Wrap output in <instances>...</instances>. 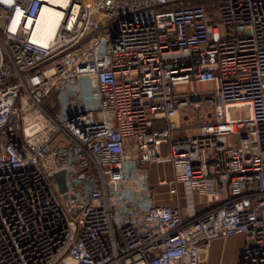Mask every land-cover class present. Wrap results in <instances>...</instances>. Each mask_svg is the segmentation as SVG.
<instances>
[{
  "label": "built area",
  "instance_id": "2783aa9c",
  "mask_svg": "<svg viewBox=\"0 0 264 264\" xmlns=\"http://www.w3.org/2000/svg\"><path fill=\"white\" fill-rule=\"evenodd\" d=\"M186 2L0 0V264H264V0Z\"/></svg>",
  "mask_w": 264,
  "mask_h": 264
},
{
  "label": "crops",
  "instance_id": "0c3cea01",
  "mask_svg": "<svg viewBox=\"0 0 264 264\" xmlns=\"http://www.w3.org/2000/svg\"><path fill=\"white\" fill-rule=\"evenodd\" d=\"M189 2L195 0H187ZM183 115L179 118V124L182 125ZM183 126V125H182ZM163 167L169 171L167 176L168 180L172 179V170L168 163L157 165L156 167ZM166 178V177H165ZM152 184L158 187V180H154L151 175ZM160 189V195H158L159 203H166L172 205L176 203V198H171L167 194V188L158 187ZM196 200L200 201L198 206H196L197 211L201 212L204 210V205L202 200L199 197H196ZM245 244L244 236H232L225 240H216L212 243L210 250L206 254V260L208 264H240L242 250Z\"/></svg>",
  "mask_w": 264,
  "mask_h": 264
},
{
  "label": "bare ground",
  "instance_id": "6f19581e",
  "mask_svg": "<svg viewBox=\"0 0 264 264\" xmlns=\"http://www.w3.org/2000/svg\"><path fill=\"white\" fill-rule=\"evenodd\" d=\"M58 7H66V0H52ZM62 12L55 8L44 6L36 22V29L40 31L37 39L43 44L53 39L56 34L57 27L60 24ZM42 37H39L41 36Z\"/></svg>",
  "mask_w": 264,
  "mask_h": 264
},
{
  "label": "rangeland",
  "instance_id": "374dc122",
  "mask_svg": "<svg viewBox=\"0 0 264 264\" xmlns=\"http://www.w3.org/2000/svg\"><path fill=\"white\" fill-rule=\"evenodd\" d=\"M205 87H207V86H205ZM187 89L188 88L186 86L177 87V91H179V92H185V91H187ZM243 112H244L243 110H240V111H236L235 114H236V116H239V114L242 115ZM182 113H183L182 114L183 115L182 125L187 126V124H193L192 121H188L187 122V121H185V118H184L185 117V114L184 113H190V111H184ZM150 172H151L152 178L154 180H158L161 177H166L167 178V176L169 175V171L166 168H163L162 166L161 167L153 166V167L150 168ZM162 204L163 205H167L166 203H162Z\"/></svg>",
  "mask_w": 264,
  "mask_h": 264
},
{
  "label": "water",
  "instance_id": "95a60500",
  "mask_svg": "<svg viewBox=\"0 0 264 264\" xmlns=\"http://www.w3.org/2000/svg\"><path fill=\"white\" fill-rule=\"evenodd\" d=\"M57 185H58V188H59V191L61 193H65L66 190H67V187H66V172L63 170V171H60L56 174L53 175ZM64 198L66 199L67 198V195L64 196Z\"/></svg>",
  "mask_w": 264,
  "mask_h": 264
},
{
  "label": "trees",
  "instance_id": "16d2710c",
  "mask_svg": "<svg viewBox=\"0 0 264 264\" xmlns=\"http://www.w3.org/2000/svg\"><path fill=\"white\" fill-rule=\"evenodd\" d=\"M224 0H195V1H187V4H191L193 6H203L205 9H207L208 12L214 13V10L211 8L212 3H218Z\"/></svg>",
  "mask_w": 264,
  "mask_h": 264
}]
</instances>
